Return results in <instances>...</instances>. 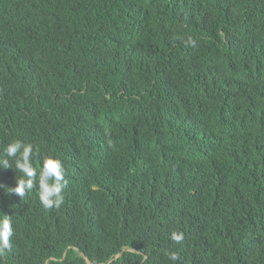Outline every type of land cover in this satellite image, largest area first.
I'll return each mask as SVG.
<instances>
[{"label": "trees", "instance_id": "1", "mask_svg": "<svg viewBox=\"0 0 264 264\" xmlns=\"http://www.w3.org/2000/svg\"><path fill=\"white\" fill-rule=\"evenodd\" d=\"M14 140L68 183L0 189V264H264V0H0Z\"/></svg>", "mask_w": 264, "mask_h": 264}, {"label": "clouds", "instance_id": "2", "mask_svg": "<svg viewBox=\"0 0 264 264\" xmlns=\"http://www.w3.org/2000/svg\"><path fill=\"white\" fill-rule=\"evenodd\" d=\"M33 152L32 144H25L20 140H14L5 147V158H0V168L14 169L22 175L19 179H16L15 176V186L0 183V189H3L7 195L23 198L26 193L32 191L34 185H37V195L41 204L45 208L53 206L59 208L64 200L62 190L68 183L65 179L62 162L58 158L47 156L43 158L41 166L37 169L32 162ZM10 159L14 161V167L10 163ZM12 236L13 228L10 218L7 215L0 217V257L11 250L10 237ZM171 238L180 242L183 236L173 232ZM171 258L175 260L176 256L173 254Z\"/></svg>", "mask_w": 264, "mask_h": 264}]
</instances>
